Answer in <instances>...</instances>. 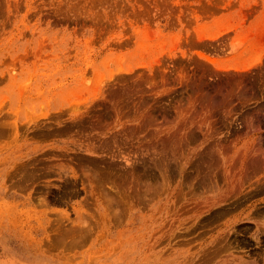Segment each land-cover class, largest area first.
Wrapping results in <instances>:
<instances>
[{"label": "rangeland", "instance_id": "obj_1", "mask_svg": "<svg viewBox=\"0 0 264 264\" xmlns=\"http://www.w3.org/2000/svg\"><path fill=\"white\" fill-rule=\"evenodd\" d=\"M239 263L264 0H0V264Z\"/></svg>", "mask_w": 264, "mask_h": 264}, {"label": "bare ground", "instance_id": "obj_2", "mask_svg": "<svg viewBox=\"0 0 264 264\" xmlns=\"http://www.w3.org/2000/svg\"><path fill=\"white\" fill-rule=\"evenodd\" d=\"M79 226V225H78ZM246 261V260H245ZM245 261H243V262H245ZM240 264V263H239ZM242 264V263H241Z\"/></svg>", "mask_w": 264, "mask_h": 264}]
</instances>
